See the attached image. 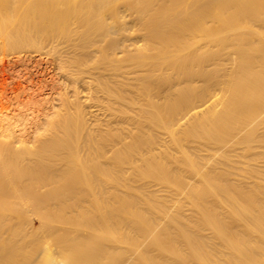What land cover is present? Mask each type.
<instances>
[{"label": "rangeland", "instance_id": "obj_1", "mask_svg": "<svg viewBox=\"0 0 264 264\" xmlns=\"http://www.w3.org/2000/svg\"><path fill=\"white\" fill-rule=\"evenodd\" d=\"M73 25L70 27L77 31L72 29V35L68 37L71 39L65 40L71 42L76 39L77 43H82L85 29H79L77 24L74 28ZM251 25L254 29L259 28L253 21ZM49 33L45 31L46 37L42 41L20 49L25 52L28 49L27 53L34 51L30 55L42 57L40 65H48L47 68L41 66L33 73L34 77L60 80L59 86L48 91L49 102L60 103L65 92L70 95L76 90L79 94L77 102L82 109L81 113L78 111L81 116L74 110V105L69 112L68 141L73 146L69 156L73 162L83 163L86 176L90 170L89 179L98 177L103 182L101 179L105 178V174L102 175L101 171L105 170L111 181L122 183L121 187L114 182L111 187L114 192L111 193H65L62 217L78 225L64 224L61 231L82 239L86 243V251L102 245L106 249L103 261L106 264H143L144 259L151 261V258L164 260L166 264H233L235 252L226 243L225 237L236 233L242 225L251 224L257 205L253 207L248 203L252 193L246 192L257 183L264 184V112L238 111L231 114L225 100L220 97L216 101L213 97L214 102L209 101L207 108L204 106L208 103L204 106L198 104L214 94L220 96L227 83L237 84L234 81L239 78L240 70L232 67L231 63L236 55L227 47L217 48L213 44L203 47V41L199 40L200 48L183 55L189 58L185 68H169L166 60L159 65L140 63L138 68L131 62L136 53L130 52L126 53L125 60H116L118 64L116 61H111L112 65L109 62L114 71L110 65L108 69L103 66L105 63L108 65L109 58L104 56L101 48L95 52L89 50L88 54V49H83L86 57L81 56L84 54L80 49L76 50L78 56L62 52V61L56 60L58 49H62L59 47L69 42L64 40L66 44L63 41V45L55 48L48 40ZM91 38L98 40L97 34L91 35ZM97 44L100 42L97 41ZM0 52L6 51L0 48ZM101 53L108 58H105L107 62ZM142 55L143 59L150 60V54ZM45 59L52 62L45 64ZM120 62L129 66L124 67ZM75 65L80 71L84 67L86 70L77 72ZM100 67L103 71L110 70L104 71L109 76H105ZM95 69H101L103 74L99 71L101 75L99 73L98 77ZM199 71L203 72V76L194 75L192 82L185 81L184 72L196 74ZM63 73L76 78L80 76L82 81L88 79L85 82L79 79L78 84L73 80L75 85L72 80L67 81ZM112 75L115 79L110 78ZM90 77H94L93 80ZM106 82L109 84L105 86L110 90L104 88L106 93L101 92L99 88ZM242 85L248 86L245 81L237 86L240 88ZM190 105H198L197 115L192 111L193 115L188 114ZM96 106H99L98 111ZM106 122L108 125L102 124ZM84 139L91 142L90 145ZM74 143L78 146L77 150ZM87 147L92 149L90 155ZM94 168L98 171L102 169L100 176H95ZM117 186L121 187L120 190ZM242 189L245 193H240ZM239 206H244L245 212L241 213ZM235 213H241L240 218L235 219ZM16 223L17 220L12 219L4 227V233ZM104 230L110 232L108 240L103 237ZM91 232L99 233L97 238H92ZM21 241L19 244L24 245Z\"/></svg>", "mask_w": 264, "mask_h": 264}, {"label": "bare ground", "instance_id": "obj_2", "mask_svg": "<svg viewBox=\"0 0 264 264\" xmlns=\"http://www.w3.org/2000/svg\"><path fill=\"white\" fill-rule=\"evenodd\" d=\"M252 21L259 28L254 29L251 25ZM72 22L76 23L79 29H85L84 32L82 31V37L80 34L83 41L78 39L82 43H77L76 39L68 41L69 43L65 40L72 35L70 34L73 29L70 27L73 25ZM45 31L51 32L48 40L55 48L64 40L68 43L66 45L68 48L59 47L63 50L58 49L56 60L62 59V52L77 55L76 50L80 49L84 54L81 56H85L83 49H88L86 50L88 54L89 50L95 52L101 48L103 49L101 52L105 53V55L101 53V57L107 55L109 58L105 57L108 59L107 62L103 57L108 65L102 60L106 66L103 65L104 63L102 65L107 69L109 62L121 61L126 57V53L130 52L136 53L131 62L138 65V68L140 63L159 65L165 60L169 68L177 66L185 68L189 58L183 55L200 48L199 40L203 41V47L213 44L217 48H230L236 55L231 61L232 67L240 70L239 78L234 81L237 84L227 83L220 96L214 94L198 105L204 106L209 101L214 102L213 97L215 101L220 97L225 100L231 114L238 111L259 114L264 112V0H0V48L6 51L0 52V264L28 262L29 264H106L103 262L106 249L102 245L86 251L84 248L86 243L82 239L61 231L64 224H72L75 227L78 225L77 222L62 217L61 211L66 204L65 193H111V187L116 180L111 181L107 171H101L102 169L100 170L102 175L105 174V178L101 179L103 182L99 181L98 177L95 180L89 179L90 170L86 176L83 163H75L69 156L72 149V144L70 145L68 141L69 112L74 105L77 114L81 113L82 109L77 102L79 94L76 90L70 95L65 92L60 103L49 102L48 91L59 86L60 80L53 77L50 79L34 77V72L41 66L47 68L48 65H40L43 59L39 55L35 58L30 55L31 52L27 53L28 49L26 52L20 49L25 45L30 46L42 41L46 37ZM93 34H97V41L100 44L92 40ZM65 41L63 44H66ZM143 53L150 54L149 61L142 58ZM44 62L49 64L52 61L45 59ZM94 64L93 66L98 65ZM120 64L124 67L129 66L126 63L124 65V62ZM111 68L114 70V67ZM122 68L119 70L122 71ZM76 69L77 72L80 71L77 66ZM101 69L103 71V68ZM101 69L97 70L98 72L95 69L98 77L101 75L99 72ZM82 70L80 73H83ZM104 71L110 70L104 69ZM64 73L67 81L74 80L76 83L81 80L80 76L76 78L72 74L73 77ZM202 73L201 71L196 74L184 72L183 76L186 82H192L194 75L203 76ZM100 78L102 81V77ZM110 78H114L113 75ZM231 79L234 80L232 77ZM244 81L248 86L242 85L239 88L237 85ZM106 84L109 83L106 82L104 85L102 83L103 86L99 88L101 92L106 93L110 90L105 86ZM96 102L98 104V100ZM198 105H194L195 107L190 105L188 114L197 115ZM209 105L210 103L204 107L207 108ZM92 106L95 107L93 104ZM98 107L96 106V111ZM80 113L78 116H81ZM79 120L82 122L81 118ZM102 124L106 126L108 122ZM75 147L77 150L78 146ZM90 149H87L89 155L92 151ZM97 149L99 151V147ZM84 151L86 153V148L83 154ZM100 171L95 169L96 175H94L100 176ZM116 184L122 183L118 181ZM247 191L246 193H252L248 203L253 207L257 205V212L253 214L250 225H242L236 233L225 237L226 243L235 252L233 264H264V196L262 195L264 184L257 183ZM240 193L245 192L242 189ZM238 210L243 213L246 208L239 206ZM241 213H235V219L240 218ZM12 219H16L17 223L5 234L4 227ZM24 227L25 231H23ZM103 232V237L108 240L110 232L105 230ZM91 233L92 238H97L99 234ZM20 239L24 245L19 244ZM143 264H166V262L151 258V261L144 259Z\"/></svg>", "mask_w": 264, "mask_h": 264}]
</instances>
